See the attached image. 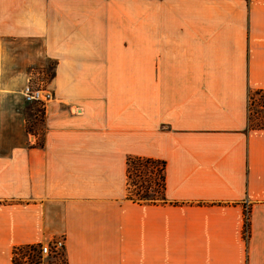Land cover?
Returning a JSON list of instances; mask_svg holds the SVG:
<instances>
[{"label":"crops","instance_id":"obj_1","mask_svg":"<svg viewBox=\"0 0 264 264\" xmlns=\"http://www.w3.org/2000/svg\"><path fill=\"white\" fill-rule=\"evenodd\" d=\"M131 6L0 0V40L57 61L43 147L0 153V264L58 239L67 264H264V0H138L137 42ZM129 156L166 162V203L128 199Z\"/></svg>","mask_w":264,"mask_h":264},{"label":"rangeland","instance_id":"obj_2","mask_svg":"<svg viewBox=\"0 0 264 264\" xmlns=\"http://www.w3.org/2000/svg\"><path fill=\"white\" fill-rule=\"evenodd\" d=\"M137 2L138 0H131V23L126 30L128 39L136 42ZM56 68L57 61L47 56L42 40H0L1 154L9 153L14 146L42 147L44 144V105L39 102L28 103L22 92L26 86H30L33 90H49L55 95L52 85ZM249 97L250 125L252 128H264V94L252 91ZM29 254V247L21 249L14 256V264H24L23 258ZM49 263L67 264L66 256Z\"/></svg>","mask_w":264,"mask_h":264},{"label":"trees","instance_id":"obj_3","mask_svg":"<svg viewBox=\"0 0 264 264\" xmlns=\"http://www.w3.org/2000/svg\"><path fill=\"white\" fill-rule=\"evenodd\" d=\"M256 94H264V90H258ZM43 115H45L44 111ZM253 129L263 130L264 128ZM158 175L159 179L157 180ZM127 181L129 200L136 203H166L165 161L129 156L127 159Z\"/></svg>","mask_w":264,"mask_h":264},{"label":"built area","instance_id":"obj_4","mask_svg":"<svg viewBox=\"0 0 264 264\" xmlns=\"http://www.w3.org/2000/svg\"><path fill=\"white\" fill-rule=\"evenodd\" d=\"M22 94L24 99L28 103L39 102L44 106L53 101L55 98L53 92L49 90H33L30 86H26ZM250 216L251 209L249 208V206H247L245 209L244 229V236L246 239H248L250 236ZM29 249L30 254L28 256H24L23 258L24 264H50L49 261L60 260L66 256L64 239L52 240L47 242L46 244L31 246L29 247ZM20 250L21 249L16 250L15 256H17V252H19Z\"/></svg>","mask_w":264,"mask_h":264}]
</instances>
